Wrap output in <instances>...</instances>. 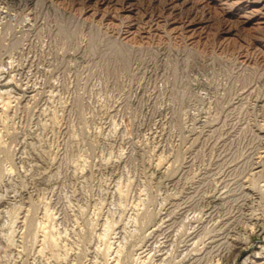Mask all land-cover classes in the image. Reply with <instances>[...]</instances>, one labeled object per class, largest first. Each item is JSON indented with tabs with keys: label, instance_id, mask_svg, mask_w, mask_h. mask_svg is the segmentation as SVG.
Returning <instances> with one entry per match:
<instances>
[{
	"label": "rangeland",
	"instance_id": "1",
	"mask_svg": "<svg viewBox=\"0 0 264 264\" xmlns=\"http://www.w3.org/2000/svg\"><path fill=\"white\" fill-rule=\"evenodd\" d=\"M263 18L0 0V264H264Z\"/></svg>",
	"mask_w": 264,
	"mask_h": 264
},
{
	"label": "bare ground",
	"instance_id": "2",
	"mask_svg": "<svg viewBox=\"0 0 264 264\" xmlns=\"http://www.w3.org/2000/svg\"><path fill=\"white\" fill-rule=\"evenodd\" d=\"M230 1V0H229ZM232 1V0H231ZM235 1V0H234ZM237 1V0H236ZM191 2V1H190ZM177 4V3H176ZM195 4V3H194ZM175 5V4H174ZM262 5V4H261ZM177 6V5H176ZM191 6V5H190ZM187 7V6H186ZM189 8V7H188ZM254 8V7H253ZM260 8V7H259ZM258 8V9H259ZM262 10H263V8H261ZM260 9V10H261ZM256 10H257V8H256ZM256 10L254 11V12H256ZM248 11V10H247ZM181 12V11H180ZM205 12V11H204ZM251 12V11H250ZM182 13V12H181ZM247 13V12H246ZM245 13V14H246ZM259 13V12H258ZM261 13V12H260ZM190 14V13H189ZM204 14V13H203ZM202 14V15H203ZM195 15V14H194ZM244 15V14H243ZM248 15H249V13H248ZM255 15V14H254ZM264 19V18H263ZM262 19V20H263ZM243 20V19H242ZM260 22V21H259ZM263 22V21H262ZM257 23V22H256ZM192 30V29H191ZM7 77V76H6ZM5 81H7L6 79H5ZM3 82V81H2ZM8 82V81H7ZM9 82H10V80H9ZM7 84V83H6ZM24 90V89H23ZM31 90V89H30ZM32 94V93H31ZM23 95H25V94H23ZM23 97V96H22ZM2 145V144H1ZM262 164V163H261ZM260 169V168H259ZM264 170V169H263ZM262 170V171H263ZM261 171V170H260ZM16 218V217H15ZM14 218V219H15ZM11 229V228H10ZM5 233V232H4ZM8 234V233H7ZM2 235V234H1ZM46 235H47V233H46ZM55 235V234H54ZM4 236V235H3ZM10 236V235H9ZM2 237V236H1ZM7 237V236H6ZM57 237H59V236H57ZM12 238H13V236H12ZM48 238V237H47ZM3 239V238H2ZM8 240H9V238H8ZM43 240V239H42ZM12 241V240H11ZM14 241V240H13ZM47 241H48V239H47ZM46 241V242H47ZM59 241V240H58ZM9 242V241H8ZM50 242H52V241H50ZM57 242V241H56ZM49 243V242H48ZM6 244H8V243H6ZM9 244H12V243H9ZM43 244V243H42ZM51 244V243H50ZM57 244V243H56ZM111 245V244H110ZM8 246V245H7ZM43 246V245H42ZM52 246V245H51ZM13 247V246H12ZM46 247V246H45ZM49 247V246H48ZM53 247H55V246H53ZM140 247V246H139ZM52 248V247H51ZM119 248V247H118ZM262 249V248H261ZM107 250H109V249H107ZM54 251V250H53ZM117 251V250H116ZM239 252V251H238ZM236 253V252H235ZM63 254V253H62ZM62 254H61V256H62ZM109 254V253H108ZM113 254V253H112ZM66 255V254H65ZM60 256V255H59ZM118 256H119V254H118ZM109 257V256H108ZM117 257V256H116ZM122 257V256H121ZM123 259V258H122ZM125 259V258H124ZM219 259V258H218ZM126 260V259H125ZM140 260V259H139ZM245 261H246V259H244ZM113 261V260H112ZM118 261V260H117ZM119 261H121V260H119ZM122 262V261H121ZM141 262V261H140ZM262 262V261H261ZM115 263V262H114ZM125 263V262H124ZM123 264V263H122Z\"/></svg>",
	"mask_w": 264,
	"mask_h": 264
}]
</instances>
